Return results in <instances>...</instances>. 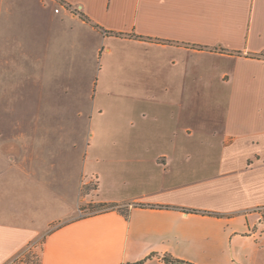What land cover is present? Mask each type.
I'll use <instances>...</instances> for the list:
<instances>
[{"label": "crops", "instance_id": "obj_1", "mask_svg": "<svg viewBox=\"0 0 264 264\" xmlns=\"http://www.w3.org/2000/svg\"><path fill=\"white\" fill-rule=\"evenodd\" d=\"M262 78L264 0H0V264H264V148L208 114Z\"/></svg>", "mask_w": 264, "mask_h": 264}, {"label": "rangeland", "instance_id": "obj_2", "mask_svg": "<svg viewBox=\"0 0 264 264\" xmlns=\"http://www.w3.org/2000/svg\"><path fill=\"white\" fill-rule=\"evenodd\" d=\"M95 62L92 61V65ZM90 74V72L88 73ZM245 74V73H244ZM209 81H211L210 85H208L207 88L201 90L196 88L194 86V90L190 89L188 90L191 95L194 93V96H196L197 92H204V96H209L210 98H217V97H222V98H228L230 96V91H231V86L229 81H218V79H215V85L213 84L214 78L210 76ZM243 81L244 83L251 82L252 80L248 77V74H245L243 76ZM220 80V79H219ZM263 82V85L260 87H247V88H237L235 90V98L234 103L229 106V105H217V104H211L209 105V126L212 129V122L219 118V115L221 114L222 108L224 107L226 109V113H229L231 115V120L228 126L226 127L227 130L231 133H237L239 135L242 134H253L254 136H257L256 138L260 142V145L262 148H264V79L260 80ZM91 91L96 94V96L100 97V89H96V87H93L91 89L90 85H85L83 90H82V96L83 97H88L91 93ZM105 92V97L114 100L116 102H121L122 98L125 96V93L122 89H112V90H104ZM109 91V92H107ZM227 108H229V111H227ZM111 112V111H110ZM104 115H108L107 112L104 113ZM111 115H116V111L112 113ZM85 121H82V124ZM7 125L9 126V121L6 122ZM87 122H85L86 124ZM98 125H105L102 124V122H98ZM104 127V126H103ZM10 128V126H9ZM78 155L77 157V162L75 163V168L71 169V176L75 178H79L81 176L84 178L87 173L81 166V161L79 160V156L81 152H76ZM82 168V169H81ZM256 175H253L251 177L252 179H257L261 176L260 173H255ZM79 209V214L81 216L89 215L96 213L98 210L90 206L89 208L86 209ZM262 212V218L264 219V209L261 210ZM41 241V237L38 238L31 246V251H38L39 249V243ZM22 257L16 259L12 264H21L20 260Z\"/></svg>", "mask_w": 264, "mask_h": 264}, {"label": "trees", "instance_id": "obj_3", "mask_svg": "<svg viewBox=\"0 0 264 264\" xmlns=\"http://www.w3.org/2000/svg\"><path fill=\"white\" fill-rule=\"evenodd\" d=\"M83 19H85L83 17ZM89 190H85L83 191V194L86 193ZM93 208L97 209L99 211H110V210H116L117 212L125 215V217L127 216V210H122L119 207H117L116 204H95L93 206ZM164 208H169V207H164ZM83 209V208H81ZM186 212H190V213H196V210H184ZM210 215H213L212 213H207ZM34 242H32L30 245H28L21 253H19L17 255V257L9 264H12L16 259L22 257V259L20 260L21 264H41V252H42V248H43V243H44V237L41 238V241L39 243V249L38 251H31V246ZM161 259L163 260V262L165 264H191L188 262H184V261H179L176 259L171 258L170 256H163L161 257ZM142 262H137V263H132V264H141Z\"/></svg>", "mask_w": 264, "mask_h": 264}]
</instances>
